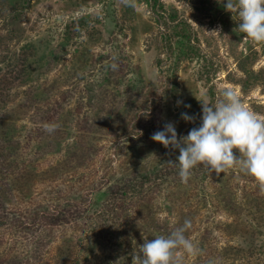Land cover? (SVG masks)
Here are the masks:
<instances>
[{
  "label": "rangeland",
  "instance_id": "rangeland-1",
  "mask_svg": "<svg viewBox=\"0 0 264 264\" xmlns=\"http://www.w3.org/2000/svg\"><path fill=\"white\" fill-rule=\"evenodd\" d=\"M238 23L221 0H0V264H132L185 220L184 264H264L255 180L201 166L185 185L151 139L226 88L264 118V45Z\"/></svg>",
  "mask_w": 264,
  "mask_h": 264
},
{
  "label": "clouds",
  "instance_id": "clouds-1",
  "mask_svg": "<svg viewBox=\"0 0 264 264\" xmlns=\"http://www.w3.org/2000/svg\"><path fill=\"white\" fill-rule=\"evenodd\" d=\"M121 3L134 6V0H121ZM221 3L226 11L238 18L240 32L252 42L264 45V0H226V3L221 0ZM117 67L116 63L111 65L113 70ZM220 95L222 99L214 105L201 101V124L186 136L178 137L174 123L168 122L163 130L153 133L151 139L166 149L179 150L176 161L168 163H178V174L185 185L193 170L201 166L217 176L238 168L251 176L264 193V118L246 107L234 89H222ZM182 103L177 101L178 106ZM181 118L195 122V117L186 112L181 113ZM57 127L51 123L44 125L49 133ZM190 227L191 221L185 220L168 236H157L143 243L142 255L133 256L132 264H184L186 256L199 255L198 245L185 235Z\"/></svg>",
  "mask_w": 264,
  "mask_h": 264
},
{
  "label": "trees",
  "instance_id": "trees-1",
  "mask_svg": "<svg viewBox=\"0 0 264 264\" xmlns=\"http://www.w3.org/2000/svg\"><path fill=\"white\" fill-rule=\"evenodd\" d=\"M154 178V184H158V180H156V177ZM148 181V180H147ZM131 194L128 195V192H126V190L122 189L119 192L115 193V197L117 200H120L122 198V196H124L125 198L129 197ZM124 201V200H123ZM100 216H102L103 220L108 222L109 226L116 229L120 226H122L121 224H119L118 226H116L117 224H115L114 219L116 217L115 212H113V209L111 206L107 205V209L105 210V212H100L99 213Z\"/></svg>",
  "mask_w": 264,
  "mask_h": 264
}]
</instances>
